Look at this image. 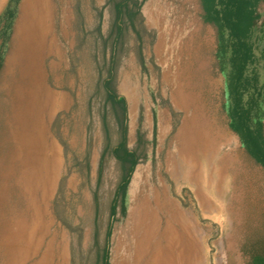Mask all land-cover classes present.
<instances>
[{
  "label": "rangeland",
  "instance_id": "rangeland-1",
  "mask_svg": "<svg viewBox=\"0 0 264 264\" xmlns=\"http://www.w3.org/2000/svg\"><path fill=\"white\" fill-rule=\"evenodd\" d=\"M8 3L0 0V15ZM13 5L0 69V264H86L95 247L108 244L107 202L119 176L111 158L98 186L104 212L96 223L93 192L103 142L99 79L105 76L96 26L101 8L104 34L112 15L106 0H16ZM141 12L147 32L140 42L129 32L116 86L127 100L129 147H135L140 131L147 154L128 184L126 214L112 223L109 263L122 264L124 256L125 264L133 263L138 239L152 226L139 220L150 210L158 223L156 237L182 228L190 233L199 264H245L242 242L264 213V175L246 161L228 126L225 76L212 66L214 29L201 20L198 0H144ZM252 41L260 57L264 25L255 29ZM261 66L260 60L256 73L263 83ZM186 93L197 101L182 99ZM262 108L264 120V103ZM189 128L203 129L214 145L198 150L200 140H195L202 133L186 139ZM89 141L86 179L80 168L85 172ZM145 246L144 252L153 249Z\"/></svg>",
  "mask_w": 264,
  "mask_h": 264
},
{
  "label": "trees",
  "instance_id": "trees-1",
  "mask_svg": "<svg viewBox=\"0 0 264 264\" xmlns=\"http://www.w3.org/2000/svg\"><path fill=\"white\" fill-rule=\"evenodd\" d=\"M143 1L106 0V5L109 6L112 15L110 25L104 34L101 30L103 16V8H101L96 26L105 59L103 63L105 76L99 79L102 89L103 142L97 167V186L93 192L96 223L101 222V216L104 212L100 208L102 201L99 200L98 186L104 167L111 158L115 159L119 172L115 189L107 202L108 220L104 239H108V244L113 221L126 214L127 188L131 176L137 164L146 158L147 154L144 147V137L140 131L137 132L135 147H129L127 100L118 93L116 86V73L122 53L126 50L129 32L134 31L139 42L142 33L147 32L141 12ZM14 2L16 0H9L5 10L0 15V69L4 63L3 51L12 31L15 14ZM198 4L201 20L210 25L215 32L216 48L214 54L216 59L213 66L225 76L226 94H228V105H225V111L228 112V126H231H229L230 130L239 138L241 146L244 145L242 148L246 161L252 166L260 167L264 175L262 108L264 82L260 83L259 75L256 73V63L260 60L262 61L261 67L264 69V47L260 57H258L252 41L255 29L264 25V0H198ZM138 48L140 63L144 66L140 43ZM107 50L109 56L106 60ZM154 140L155 136L153 137ZM90 151L91 141H89L83 162L85 172L83 168H80L82 173H85L86 179L89 178L90 174ZM95 226L94 243L99 238V226L97 224ZM108 244L105 243L102 250L95 247L92 257L87 255V261L92 258V264H110ZM241 251L246 259L245 264H264V213H262L259 224L245 235Z\"/></svg>",
  "mask_w": 264,
  "mask_h": 264
},
{
  "label": "bare ground",
  "instance_id": "bare-ground-1",
  "mask_svg": "<svg viewBox=\"0 0 264 264\" xmlns=\"http://www.w3.org/2000/svg\"><path fill=\"white\" fill-rule=\"evenodd\" d=\"M176 3V2H175ZM176 5V4H175ZM166 20V19H165ZM165 22V21H164ZM166 25V24H163ZM163 27V26H162ZM166 45V44H165ZM167 53V52H166ZM210 61V60H209ZM171 63V61H170ZM213 66V65H212ZM214 69V68H213ZM210 70V67H209ZM160 72V71H159ZM158 73V70H157ZM159 79V78H158ZM147 80V79H146ZM140 81V80H139ZM152 84V83H151ZM227 85V84H226ZM147 86V85H146ZM149 86V84H148ZM160 87V86H159ZM147 88V87H146ZM165 89V88H164ZM167 89V88H166ZM168 90V89H167ZM148 91V90H147ZM150 91V90H149ZM164 91V90H163ZM160 93V92H159ZM165 93V92H163ZM156 94V93H155ZM187 94V93H186ZM189 94V95H188ZM187 95H182V99L185 98V100H189V102L194 103L197 101L196 97H193L191 93H188ZM228 95V94H227ZM150 96V95H149ZM169 98V97H168ZM156 101V100H155ZM153 102V101H152ZM181 103V101H180ZM141 104V103H140ZM182 104V103H181ZM151 106V105H150ZM171 106V105H170ZM230 106V103H229ZM142 107V106H141ZM163 107V106H162ZM180 107V106H179ZM152 108V107H151ZM172 109V108H171ZM228 109V107H227ZM141 111V110H140ZM173 111V110H172ZM181 111V110H180ZM255 111V110H254ZM139 113V112H138ZM153 114V113H152ZM228 114V112H227ZM256 114V113H255ZM171 115V114H170ZM153 116V115H152ZM138 117V116H137ZM156 118V117H155ZM176 118V117H175ZM137 119V118H136ZM173 119V118H172ZM256 120V119H255ZM154 121V120H153ZM156 121V120H155ZM176 121V120H175ZM181 122V121H180ZM173 123V122H172ZM234 125V124H233ZM230 126V125H229ZM137 127V126H136ZM172 127V126H171ZM231 127V126H230ZM153 128V126H152ZM156 129V127H155ZM172 129V128H171ZM233 129V128H232ZM146 132V130H144ZM176 131V130H175ZM236 131V130H235ZM139 132V131H138ZM144 132V133H145ZM153 132V129H152ZM199 132L202 137L199 139L196 138L195 141H199L200 143L198 145V150L204 149V144L208 143L209 147L211 145H214L212 138H207L206 133L203 129H193L189 128V131L187 133L186 139L194 136L195 133ZM142 133V132H141ZM155 133V132H154ZM166 134V133H165ZM171 135V134H170ZM169 135V137H170ZM154 136V135H152ZM177 136V135H176ZM200 137V136H198ZM233 137V136H232ZM137 138V136H136ZM171 138V137H170ZM192 138V137H191ZM234 138V137H233ZM145 139V138H144ZM146 140V139H145ZM236 140V138H235ZM136 141V140H135ZM149 141V140H148ZM193 141V140H192ZM153 142V141H152ZM215 142V141H214ZM219 142V141H218ZM148 143V142H146ZM145 143V144H146ZM175 143H177L175 141ZM220 143V142H219ZM167 144V143H166ZM223 144V143H222ZM244 146V145H242ZM213 147V146H212ZM195 149V151L197 150ZM220 149V148H219ZM154 150V148H153ZM170 150V149H169ZM214 150V149H213ZM172 150H170L171 152ZM219 151V150H218ZM223 151V150H222ZM145 152V151H144ZM161 152V151H160ZM173 152V151H172ZM171 152V153H172ZM220 152V151H219ZM226 152V151H225ZM168 154V153H167ZM223 154V153H222ZM221 154V155H222ZM201 155V154H200ZM209 155V154H208ZM154 156V154H153ZM166 156V155H165ZM146 157V156H145ZM168 157V156H167ZM171 157V156H170ZM216 157V156H215ZM144 158V157H143ZM151 159V158H150ZM154 159V157H152ZM174 159V158H173ZM145 160V159H143ZM147 160V159H146ZM158 160V159H157ZM163 160V157H162ZM215 160V159H214ZM142 161V160H141ZM111 162V161H110ZM154 162V161H153ZM211 162V161H210ZM140 163V162H139ZM218 164H220L218 162ZM12 166V165H11ZM114 166V165H113ZM164 169V168H163ZM168 169V168H167ZM190 170V169H189ZM154 171V170H153ZM136 173V172H135ZM154 173V172H153ZM189 173V172H188ZM225 173V172H224ZM161 174V173H160ZM191 174V173H190ZM190 174H187L186 176L191 177ZM230 174V173H229ZM135 175V174H134ZM156 175V174H155ZM136 176V175H135ZM134 176V177H135ZM133 177V178H134ZM137 178V177H136ZM155 178V177H154ZM174 178V177H173ZM138 179V178H137ZM136 179V180H137ZM153 179V178H152ZM171 179V178H170ZM200 179V178H199ZM223 179V178H222ZM132 180V179H131ZM207 180V179H206ZM156 182V181H155ZM223 182V181H222ZM203 183V181H202ZM206 184V183H205ZM132 185V184H130ZM138 185V183H137ZM130 187V186H129ZM208 188V187H207ZM138 189V188H137ZM135 191V189H133ZM136 192V191H135ZM129 196V195H128ZM129 199V198H128ZM132 200V199H131ZM130 202V201H129ZM213 203V202H212ZM129 206V204H128ZM186 211V210H185ZM149 212L148 214H144V216L139 220L140 223L143 222H152L151 227H146L143 230V234H141V238L137 241V247L135 248V254H133V263L129 264H199V256L197 254V245L195 244L196 241L192 239L190 236V233L185 232V230L182 228V230L178 233L175 230L172 231L171 228H168V231L171 232L168 236L167 230L159 236L156 237L157 231H155V228L158 227V223L156 221V215L155 212H152L150 210H147ZM183 213V211H182ZM160 214V213H159ZM189 214V213H188ZM162 217V216H161ZM169 218V217H168ZM166 219V218H165ZM194 220V219H193ZM170 221V220H169ZM147 225V224H146ZM177 225V224H176ZM196 225V224H195ZM156 226V227H155ZM199 226V225H198ZM197 226V227H198ZM185 227V226H184ZM11 228V227H10ZM152 228V229H151ZM179 228V227H178ZM125 234V233H124ZM127 236V234H126ZM14 239V237H13ZM16 239V238H15ZM14 239V240H15ZM126 239V238H125ZM123 239V241L125 240ZM130 240V239H129ZM126 241V240H125ZM18 242V240H17ZM17 244V243H16ZM145 244H153V249L147 250V252H144V248L146 247ZM131 246V244H130ZM15 252V251H14ZM131 252V251H130ZM4 253V252H3ZM12 255V254H11ZM6 256V255H5ZM8 258V257H7ZM124 256V260H125ZM239 258V257H237ZM116 259V258H115ZM123 260V258H121ZM131 259V258H130ZM203 259V258H202ZM240 259V258H239ZM122 262V264H125L126 261ZM238 261V260H237ZM242 264V263H241Z\"/></svg>",
  "mask_w": 264,
  "mask_h": 264
}]
</instances>
